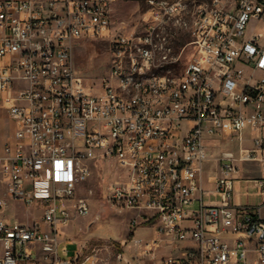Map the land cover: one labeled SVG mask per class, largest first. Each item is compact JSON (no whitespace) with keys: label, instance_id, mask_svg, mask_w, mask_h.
<instances>
[{"label":"built area","instance_id":"obj_1","mask_svg":"<svg viewBox=\"0 0 264 264\" xmlns=\"http://www.w3.org/2000/svg\"><path fill=\"white\" fill-rule=\"evenodd\" d=\"M114 1L0 0V111L13 124L0 148V264L90 258H65V246L59 254V236L90 213L77 191L103 160L118 168L106 200L138 211L131 225L156 232L145 239L134 231L135 255L121 250L115 264H264V176L241 174L245 163L264 173V0H203L200 17L189 16L188 0H147L130 31L112 27ZM179 21L198 28L175 55ZM93 39L108 43L106 70L76 73L75 46ZM187 48L183 69L164 72ZM128 74H136V102H127ZM226 137L235 147L220 152L215 187L205 190L207 143ZM237 181L244 196L262 201L235 205ZM9 199L41 209V224L9 223ZM174 242L192 245L174 254Z\"/></svg>","mask_w":264,"mask_h":264},{"label":"rangeland","instance_id":"obj_2","mask_svg":"<svg viewBox=\"0 0 264 264\" xmlns=\"http://www.w3.org/2000/svg\"><path fill=\"white\" fill-rule=\"evenodd\" d=\"M189 16L197 9L203 0H188ZM194 1V2H193ZM149 6L147 0H115L112 4L111 24L114 29L126 28L133 30L141 22L144 12ZM250 31V30H249ZM171 43L175 55L181 53L183 46L191 40V34L185 29L173 27ZM85 41V40H84ZM108 43L106 40L93 39L75 46L74 59L76 73H88L92 75L104 74L107 67ZM190 57V50L183 51L176 63L166 64L163 68L166 73H179ZM246 72L250 66L243 65ZM12 122L3 115L0 117V138L7 137L12 131ZM211 154H218L226 145H218L216 141L207 143ZM215 161L207 160L203 163V183L206 189L215 185L216 178ZM118 168L113 160L95 162L90 177L79 184L77 196H84L89 199L91 211L87 216H76L67 226L60 230L58 252L61 254L65 246L70 251L71 259L80 257L84 260L90 256L84 264H115L114 255L121 250L132 252L133 247H128V242L133 238L136 226L131 225V220L139 212L136 210L119 211L107 200V185L117 175ZM254 175V173H249ZM242 181L236 182L234 186L233 203L235 205L254 204L260 198L247 197L242 194ZM91 191V192H90ZM250 192L254 190L250 188ZM0 197H5V188L0 183ZM206 199V198H205ZM264 217V206L260 210ZM43 212L39 208L25 207L11 199L7 201L4 216L9 223L14 221L24 222L27 225H40V218ZM136 236L145 239L154 235V228L141 227L136 231Z\"/></svg>","mask_w":264,"mask_h":264},{"label":"crops","instance_id":"obj_3","mask_svg":"<svg viewBox=\"0 0 264 264\" xmlns=\"http://www.w3.org/2000/svg\"><path fill=\"white\" fill-rule=\"evenodd\" d=\"M4 115V113L2 112V111H0V117L1 116H3ZM263 134H264V131H263ZM244 136H245V144H247V145H250L251 144V131L249 130V129H247V130H245L244 131ZM4 139L5 138H0V148L2 147V144H3V142H4ZM219 145H226L225 146V148L224 149H222V150H225V149H233L234 147H235V142L234 141H232V140H230L229 138H223V139H221V141H220V143H219ZM221 150V151H222ZM220 151V152H221ZM220 152L216 155V154H211L210 153V151H209V157H208V159L207 160H210V159H213L214 161H215V165H216V170H215V172L213 173L214 174V176H215V178L219 175V173H220V167H219V162H218V156H219V154H220ZM206 160V161H207ZM254 173V175H250L249 173ZM241 174H242V177H245V178H250V177H260V176H264V173L262 172V170H261V167H260V165L259 164H256V163H245L244 165H243V167H242V170H241ZM237 182H239V181H237ZM203 183V182H202ZM242 183H243V187H242V190H243V188H244V185H245V183L242 181ZM214 187H215V185H214ZM214 187H212V188H209V189H206L205 187H204V183H203V188L205 189V190H213L214 189ZM242 194H243V192H242ZM205 200L206 201H210V200H212V199H214V197H208V196H205ZM255 198V197H254ZM262 201V198H260V201H258L257 203H260ZM257 203H255V204H257ZM124 211H126V210H124ZM22 223H24V222H22ZM25 224V223H24ZM141 227H144V228H154L152 225H150V226H141ZM141 227H138L136 230H135V233H136V231L137 230H140L141 229ZM136 235V234H135ZM156 235V232H155V229H154V235L152 236V237H154ZM131 244L132 243H129L128 244V247L129 246H131ZM190 245H192V243H189V242H174L173 244H172V246H173V252H174V254H177V252L180 250V249H182V248H184V247H188V246H190ZM131 253V252H130ZM131 255H135L134 253H131ZM162 256L160 255V258H161ZM135 264H160V260H156V261H152V262H147V261H137V262H135Z\"/></svg>","mask_w":264,"mask_h":264},{"label":"bare ground","instance_id":"obj_4","mask_svg":"<svg viewBox=\"0 0 264 264\" xmlns=\"http://www.w3.org/2000/svg\"><path fill=\"white\" fill-rule=\"evenodd\" d=\"M201 12H203V2H201L198 5L197 9L192 13V17H200ZM179 28L187 30L192 36V28H198V21H191V27H187V21H179ZM173 36H171V41ZM167 42H168V35L159 36V43H167ZM144 77L154 78V71L144 70ZM153 87H161V79H154ZM135 91H136V74H128L127 102H136V95H134Z\"/></svg>","mask_w":264,"mask_h":264}]
</instances>
